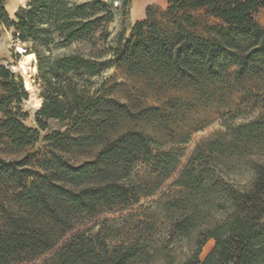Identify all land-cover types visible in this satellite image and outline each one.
Returning <instances> with one entry per match:
<instances>
[{"label":"rangeland","instance_id":"1","mask_svg":"<svg viewBox=\"0 0 264 264\" xmlns=\"http://www.w3.org/2000/svg\"><path fill=\"white\" fill-rule=\"evenodd\" d=\"M9 1L0 0V66L12 73L7 80L0 77V103L27 114L23 123L38 131V139L31 145L16 148L0 128V158L17 169L49 173L53 182L64 184L59 171L63 165L78 166L92 160L104 140L124 133L147 138L154 155L170 152L177 157L165 176L157 173L152 160H136L122 181L137 192L136 203L100 205L95 212L77 213L71 219V228L51 249L10 264H48L76 234L92 239L97 249L136 246L140 255L131 264L187 261L201 233L223 222L233 205L243 202L242 196L250 191L255 180L256 168L264 165V64L238 74L236 67L229 65L214 76L180 80L157 69L150 59L155 49L151 43L138 55H131L136 61L124 55L125 43L135 41L137 34L133 31L135 13L124 8V0L118 6L113 5L115 0H51L57 10H62L66 3L73 5L71 12L76 18L99 19L79 39L67 41L63 29H57L61 23L55 21L54 14L42 16L34 26L33 36L26 39L41 63L42 70H38L32 54L18 53L25 46L16 38L14 24L18 21L14 15L22 16L19 7L25 8V12L29 10L28 0L14 11L9 8ZM2 4L6 12L1 10ZM105 6L112 12L111 17ZM192 14L197 25L189 30L197 36L212 38L211 26L218 21L207 17L204 9ZM255 19L264 27V8ZM172 21L165 8L154 7L149 24L143 28L144 35L148 38L156 30L169 37L174 32ZM70 54L95 62L102 74L86 73L78 77L75 71L65 76L60 73L61 84L65 77H73L76 88L85 93L86 106L82 113L95 118L99 111H110L114 116L111 124L103 128H95L92 122L74 126L72 121L53 118L43 120L44 128L37 124L36 113L44 101V79H51V63ZM16 74L29 81L27 98L20 103H7L5 86L10 89L16 86ZM35 76L39 84H35ZM100 96L103 99L98 100ZM108 99L121 107L113 106ZM35 100L41 105L37 106ZM3 121L0 111V126ZM57 133L63 135L48 139ZM91 134V141H86ZM190 160L196 171L192 177L184 176L181 183V173ZM11 194L4 179L0 180V202L15 210ZM185 218H188V231L174 233L173 225ZM214 245V239H207L199 254L201 261Z\"/></svg>","mask_w":264,"mask_h":264},{"label":"trees","instance_id":"2","mask_svg":"<svg viewBox=\"0 0 264 264\" xmlns=\"http://www.w3.org/2000/svg\"><path fill=\"white\" fill-rule=\"evenodd\" d=\"M130 1L124 0L125 9H128ZM72 6L66 3L62 10H57L51 0H28L29 10L25 12V8L19 7L22 16L14 15L18 21L14 24L17 27L16 38L25 44L24 50L18 53L32 54L38 70H42L41 63L31 52L26 39L33 36L34 26L42 16L54 14L55 21L61 23L57 24V29H63L67 41L79 39L99 19L76 18L71 12ZM153 8L147 6L146 17L134 22L135 41L128 40L124 50L129 59L134 60L131 55H138L146 44L151 43L155 49L150 59L157 69L188 81L217 75L221 68L229 65H234L238 74L264 64V27L255 19V15L264 8V0H166L165 12L173 18L174 32L165 37L154 30L147 38L143 28L149 24ZM199 9H204L207 17L218 21L211 26L213 36L210 39L189 30L197 25V18L192 13ZM1 10L6 12L3 4ZM105 10L111 17L112 12L106 6ZM129 63L131 65L132 61ZM49 71L54 81L48 77L44 79V101L36 113L40 128L46 125L43 120L49 118L69 120L74 126L92 122L95 128H103L111 124L114 116L110 111H99L95 118L82 113L86 106L85 93L83 89L76 88L73 77H65L61 84L60 73L65 76L75 71L78 77L86 73L101 75V68L95 62L79 54H70L53 60ZM10 73L0 66L1 78L7 80ZM15 77L16 86L11 89L5 86L7 103H20L27 98L29 81L19 74ZM34 79L35 84H39L38 76ZM101 99L100 96L98 100ZM107 101L121 107L113 99ZM0 111L4 115L0 128L14 147L21 148L37 141L38 131L23 123L27 114H21L19 109L12 111L3 102L0 103ZM56 135L60 137L63 134L57 133L48 139H56ZM92 138L91 134L85 140L91 141ZM139 159L152 160L157 173L162 176L167 175L177 162V157L170 152L152 154L147 138L137 133L107 138L92 160L78 166L63 165L59 171L64 184L53 182L49 173L17 169L0 158V180L4 179L11 189L10 199L17 207L14 210L0 202V264L18 263L51 249L56 240L71 228V219L77 213L95 212L100 205L136 203L137 192L122 181L129 175L132 163ZM195 171L190 160L181 173V183H184V176L192 177ZM242 199L243 202L233 205V210L223 222L201 233L191 256L182 264H264V165L256 168L252 187ZM187 221L185 218L175 223L172 231L186 233ZM209 238L214 239L215 245L201 261V248ZM139 255L140 249L136 246L97 249L92 239L76 234L48 264H131Z\"/></svg>","mask_w":264,"mask_h":264},{"label":"crops","instance_id":"3","mask_svg":"<svg viewBox=\"0 0 264 264\" xmlns=\"http://www.w3.org/2000/svg\"><path fill=\"white\" fill-rule=\"evenodd\" d=\"M147 6L165 8L166 0H131L128 9L130 8V11L135 13L134 22L146 17L145 10Z\"/></svg>","mask_w":264,"mask_h":264},{"label":"bare ground","instance_id":"4","mask_svg":"<svg viewBox=\"0 0 264 264\" xmlns=\"http://www.w3.org/2000/svg\"><path fill=\"white\" fill-rule=\"evenodd\" d=\"M26 1H27V0H10V1H9V8L11 9V11H14L20 3H24V2H26ZM7 5H8V4H7ZM24 63H27V61H24ZM31 97H33V93H32V95H31ZM35 104H36L37 106H40V105H41V103H40L39 100H35Z\"/></svg>","mask_w":264,"mask_h":264},{"label":"built area","instance_id":"5","mask_svg":"<svg viewBox=\"0 0 264 264\" xmlns=\"http://www.w3.org/2000/svg\"><path fill=\"white\" fill-rule=\"evenodd\" d=\"M120 4V1L119 0H115L114 2H113V5L114 6H118ZM22 46H25V44H22ZM22 50H24V48L22 49ZM20 52V51H19Z\"/></svg>","mask_w":264,"mask_h":264}]
</instances>
